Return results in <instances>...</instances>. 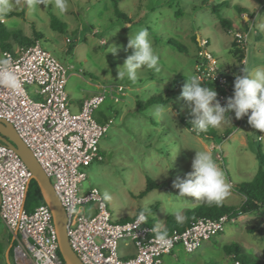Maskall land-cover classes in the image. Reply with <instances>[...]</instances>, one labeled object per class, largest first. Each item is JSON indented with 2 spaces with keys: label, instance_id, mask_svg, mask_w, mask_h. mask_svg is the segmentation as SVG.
Instances as JSON below:
<instances>
[{
  "label": "rangeland",
  "instance_id": "rangeland-1",
  "mask_svg": "<svg viewBox=\"0 0 264 264\" xmlns=\"http://www.w3.org/2000/svg\"><path fill=\"white\" fill-rule=\"evenodd\" d=\"M9 3L12 6L9 12L20 15L0 16L5 19L2 28L8 35L7 45L18 50L15 38L35 39L60 62L67 69L66 93L70 103L92 95L88 93L94 85H120L125 89L123 102L114 105L118 108L116 112L110 111L109 100L95 112L97 121L105 115L112 117L114 123L99 143L103 161L84 169L86 179L80 185L82 194L91 188L99 191L113 222L129 220L151 202V208L157 207L152 215L156 212L159 219L164 215L173 216L181 224L184 219L177 220L175 212L177 209L181 212L191 198L180 197L173 181L192 170L195 151H210L223 171L231 186L223 203L229 207L242 204L236 188L254 177L259 165L257 151L264 156V133L253 129L247 116L236 119L234 112H229L231 123L209 128L208 135L200 137L183 123L185 118L194 117L181 98L182 87L174 91V81L194 75L198 38L208 40L207 51L221 67L229 69L237 64L231 53L234 35L221 27V18L231 23L232 30L247 35L242 67L247 66L252 72L264 68V3L257 0H121L118 8L131 20L128 25H123L115 16L110 0H67L65 13L58 11L55 0H41L36 7H29L27 0H9ZM216 5L219 6L214 13L211 7ZM50 13L65 24L64 32L50 27ZM142 28L149 32L154 53L159 58V70L141 68L135 83L119 80L118 67L133 51L127 48L128 39ZM172 39L183 44L188 52L182 54L168 46L166 41ZM113 46H118L115 55L108 52ZM154 95L169 98L166 105L172 111L166 109L157 117L156 106L162 104L145 107L143 102ZM137 102L142 103L137 105ZM226 130L231 131L227 137ZM171 165L166 177L160 175ZM148 180L159 188L141 196ZM91 208L93 204L86 211ZM253 219L254 215L247 213L237 223L245 226ZM235 224H226L224 234H228L230 226L236 232L239 226ZM9 236L0 220V243L4 246L0 264H16L12 253L6 255ZM241 244L246 246L242 255L259 262L258 253H264V223L254 232L245 231ZM216 250L208 259H217L222 254Z\"/></svg>",
  "mask_w": 264,
  "mask_h": 264
},
{
  "label": "built area",
  "instance_id": "built-area-1",
  "mask_svg": "<svg viewBox=\"0 0 264 264\" xmlns=\"http://www.w3.org/2000/svg\"><path fill=\"white\" fill-rule=\"evenodd\" d=\"M4 22L0 18V24ZM233 35L237 48L244 50L247 35L238 31ZM207 47L208 40L198 38L194 75L201 78L203 85H210L221 106H226L227 98L233 95L232 78L241 73L233 75L230 68L221 67ZM2 57L10 58L7 67L17 75L22 89L16 92L0 85V119L12 125L50 179L66 213L70 248L82 264H163V258L177 246L185 253H194L204 240L222 233L226 224L237 222L233 214L198 218L183 230L172 231L168 235L170 245H161L153 231L155 227L147 222L137 224L139 213L129 220L113 222L99 191L91 188L82 194L80 185L86 179L84 169L103 161L99 143L114 123L112 117L97 121L95 112L107 100L121 104L124 87L100 86L82 100L77 111H72L66 93L67 69L38 42L14 54L3 51ZM30 178L20 157L0 142V220L14 235L16 264H65L58 255L49 208L45 204L32 211L24 208ZM89 204L93 208L87 212ZM121 243L132 244L135 253L123 258L119 252ZM234 264L241 263L235 260Z\"/></svg>",
  "mask_w": 264,
  "mask_h": 264
},
{
  "label": "clouds",
  "instance_id": "clouds-1",
  "mask_svg": "<svg viewBox=\"0 0 264 264\" xmlns=\"http://www.w3.org/2000/svg\"><path fill=\"white\" fill-rule=\"evenodd\" d=\"M40 2L41 0H27L29 7H36ZM11 7L9 0H0V16L6 15ZM55 7L60 13L67 12V0H55ZM127 48L133 51L123 65L118 67L117 79H127L135 83L138 79V70L141 68L159 70L157 68L159 58L154 53L146 28L129 37ZM109 49L108 52L115 55L118 46ZM0 64L4 66L0 68V85L19 92L22 85L17 75L7 67L10 58L0 61ZM240 73L235 75L233 95L227 98L226 106H221L217 92L212 87H205L199 76L185 78L181 98L194 117L191 121L194 131L207 132L209 128H218L222 123H231L228 113L234 112L236 119L247 116L248 124L260 133H264V68H257L252 72L245 66L240 69ZM166 109L172 111L169 104L157 105L155 115L162 116ZM171 167L172 165L160 175L166 177ZM191 169L183 178L177 177L173 181V187L178 189L180 197L202 200L208 205H219L228 197L231 186L210 151H195ZM150 214H152L151 202H147L139 212L137 224L146 223ZM175 215L177 220L183 219L179 209L176 210ZM153 231L161 245L171 244L166 227L157 225Z\"/></svg>",
  "mask_w": 264,
  "mask_h": 264
},
{
  "label": "trees",
  "instance_id": "trees-1",
  "mask_svg": "<svg viewBox=\"0 0 264 264\" xmlns=\"http://www.w3.org/2000/svg\"><path fill=\"white\" fill-rule=\"evenodd\" d=\"M112 5H113V11L115 16L122 21L123 25H128L131 24V20L125 16L124 14H122L119 11V2L121 0H110ZM260 3H264V0H257ZM219 5L216 6H212L211 9L214 13H217V9H218ZM238 11L240 13H242L243 10H241L240 8H238ZM22 14V13H21ZM179 14V12L176 13V15ZM12 15H20V14H16V13H12V12H8L6 14V16H12ZM50 18V27L56 31L59 32H64L65 31V24L62 23L59 18L50 13L49 15ZM219 23L221 25L222 28H224L228 33L233 34L234 31L236 30H232V25L231 23L224 19L221 18L219 19ZM34 35L37 37V39H39V35L34 33ZM7 34L5 32H3V28H2V24H0V52L2 53L3 51H8L11 53H16L14 52V50L11 49V47L9 45H7ZM198 38V37H197ZM17 45L19 46V48L22 47H26L29 45H33L34 43H36L37 41H32L29 38L27 39H20V38H15ZM166 44L172 48H174L177 52L182 53V54H186L188 52L187 48L181 44L180 42L176 41L175 39H172L171 41H166ZM195 44L198 48V39L195 40ZM209 45V43H208ZM233 49H231V53L232 55L236 58L237 64L235 66H231V72L233 73V75L240 73V69L242 68V60L244 59L243 56V51L239 48H237V43L234 40L232 43ZM198 50V49H197ZM196 55V54H195ZM196 57V56H195ZM194 66V65H193ZM234 80L235 78H232V86H233V90H234ZM185 83V79H177L174 81V88H175V92H177L181 87H183V84ZM205 87H210V85H204ZM169 102V98H163L162 95H154L151 96L150 98H148L145 102H143V105L145 107H150L156 104H162V105H166ZM142 102H137L138 104H141ZM116 107L114 106V104H112L110 102L109 104V109L112 112H116L115 109ZM141 108V107H140ZM105 119H107V117L105 115H101L99 117V122H103ZM194 118L191 117H187L183 120V123L186 124L188 126L189 129H191L192 131V123L191 121ZM196 132V131H195ZM231 134L230 130H226L224 132V136L227 137ZM208 135L207 132H200L199 136H206ZM257 159L259 161V165L257 168V171L254 175V177L251 179L250 182L244 183L242 185H240L239 187L236 188V192L241 195L244 198V201L241 205H239V207H229L226 206L223 202L219 205L213 204V205H208L207 203L203 202L200 203L198 205H196L193 208H185L183 210V215L185 217V222L184 223H179L175 220V218L173 216H169L166 218V224H167V230H168V235L172 232L171 229L180 231L183 230L184 228L188 227L191 223H193L195 220H197L198 218H218L224 214H233V216H235L237 219L247 213H251L254 215V219L248 223V225L246 226V229L248 232H254L256 231L260 225H262L264 223V156L261 154V152L258 150L257 151ZM159 185L157 184H153L150 180H148V185L145 188V190L141 193V196H144L145 194H147L149 191L153 190V189H158ZM40 205H44V201L42 199L40 190L36 184L35 181L31 180L30 184H29V188L26 194V199H25V205L24 208L26 211H32L35 207L40 206ZM156 207H153L152 210H155ZM140 211H138L137 213H139ZM125 221V220H123ZM151 221L152 218L148 217L147 220V224L151 225ZM122 222V221H121ZM237 223V222H236ZM254 225V227H253ZM11 235L9 236V242L11 241ZM15 246V242L13 241L8 253L9 254H13V248ZM236 245H232L228 248H225L226 253H228L229 255L234 254L235 255V259L237 261H240L241 264H264V255H263V260L262 262H252L250 261L248 258L246 257H241L237 254L236 252ZM4 251V246L0 243V255L3 253ZM59 255V253H58ZM60 257V255H59ZM61 259V257H60ZM62 260V259H61Z\"/></svg>",
  "mask_w": 264,
  "mask_h": 264
},
{
  "label": "crops",
  "instance_id": "crops-1",
  "mask_svg": "<svg viewBox=\"0 0 264 264\" xmlns=\"http://www.w3.org/2000/svg\"><path fill=\"white\" fill-rule=\"evenodd\" d=\"M16 50H14V52L18 51V50L17 51ZM99 87H100V85H96V86L94 85V89L90 90L88 94L90 95L91 93L93 94V92L94 93L97 92ZM84 98L85 97H83L82 99H79L77 101H74L73 103H70L71 110L77 111ZM239 199H241L242 203H243L244 198L241 195H239ZM187 202H188L187 204L183 205L182 210L180 212L181 217H183V219H184V221L182 223L185 222V217L182 213L183 210L185 208H193L196 205L203 203L204 201H202V200L198 201V200H195L194 198H191V200L187 201ZM160 207H163V205H161ZM152 212H154V210H152ZM149 217L152 218L150 226L155 227L157 225H163L164 227L167 228L166 218L169 217L168 215H164L161 219H159L158 216L156 215V212H155L154 215L150 214ZM124 220H126V219H124ZM120 221H123V220H120ZM236 224H238V223H236ZM247 225H245V226L240 225L239 226V224H238L239 227H238V230L236 232H232L233 228L230 226L229 232L226 235L224 234L225 233V229H224L222 233H220V234H218V235H216V236H214L208 240H204L201 243L199 249L197 251H195L194 253H185L180 246H177L170 255L165 256L163 258V264H234V262L236 260L235 255L234 254L229 255L228 253H226L225 248H228L232 245H236L237 247L235 250H236L237 254L241 257H246V256H243L241 252L244 251V248H246L245 245L248 246V244L243 242L245 245H242L241 241L243 240L244 232L245 231L247 232V229H246ZM252 246H253V244H252ZM216 249L220 250V253H222V254L220 256H218L217 259H213V260L208 259L209 255L214 256V251H217ZM120 250H121L120 254L123 258L131 257L135 253V249H134L132 244H128L127 246H125L124 244L121 243L120 244ZM258 254H259L258 256H260L259 262H262L264 253L259 252ZM232 257H234V258H232Z\"/></svg>",
  "mask_w": 264,
  "mask_h": 264
},
{
  "label": "water",
  "instance_id": "water-1",
  "mask_svg": "<svg viewBox=\"0 0 264 264\" xmlns=\"http://www.w3.org/2000/svg\"><path fill=\"white\" fill-rule=\"evenodd\" d=\"M0 142L12 149L24 162L31 173V178L26 187L24 200L26 198L31 180L36 182L44 204L51 212L52 221L57 235L58 253L63 262L65 264H82V262L70 248L66 233V213L53 190L50 179L46 176L32 152L20 140L12 125L3 119H0ZM13 241L14 235L11 237L10 245L6 249V255L8 254Z\"/></svg>",
  "mask_w": 264,
  "mask_h": 264
}]
</instances>
